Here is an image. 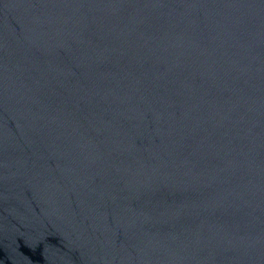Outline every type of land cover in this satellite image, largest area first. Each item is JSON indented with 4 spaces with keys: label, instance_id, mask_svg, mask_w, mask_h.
Returning <instances> with one entry per match:
<instances>
[{
    "label": "water",
    "instance_id": "obj_1",
    "mask_svg": "<svg viewBox=\"0 0 264 264\" xmlns=\"http://www.w3.org/2000/svg\"><path fill=\"white\" fill-rule=\"evenodd\" d=\"M0 264H264V0H0Z\"/></svg>",
    "mask_w": 264,
    "mask_h": 264
}]
</instances>
